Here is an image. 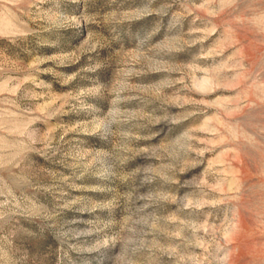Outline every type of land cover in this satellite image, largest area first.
<instances>
[{"label":"rangeland","instance_id":"1","mask_svg":"<svg viewBox=\"0 0 264 264\" xmlns=\"http://www.w3.org/2000/svg\"><path fill=\"white\" fill-rule=\"evenodd\" d=\"M0 264H264V0H0Z\"/></svg>","mask_w":264,"mask_h":264}]
</instances>
